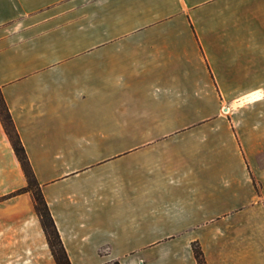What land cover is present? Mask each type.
I'll list each match as a JSON object with an SVG mask.
<instances>
[{
	"label": "crops",
	"instance_id": "obj_1",
	"mask_svg": "<svg viewBox=\"0 0 264 264\" xmlns=\"http://www.w3.org/2000/svg\"><path fill=\"white\" fill-rule=\"evenodd\" d=\"M0 88L71 264H264V0H0ZM26 185L0 121V264H57Z\"/></svg>",
	"mask_w": 264,
	"mask_h": 264
},
{
	"label": "trees",
	"instance_id": "obj_2",
	"mask_svg": "<svg viewBox=\"0 0 264 264\" xmlns=\"http://www.w3.org/2000/svg\"><path fill=\"white\" fill-rule=\"evenodd\" d=\"M0 121L4 127V130L11 142L13 150L21 163L23 172L26 176L27 185L21 188L17 193L28 192L30 193L36 214L39 217L42 229L45 233L48 245L51 253L57 264H71L63 243L61 241L59 232L56 228L54 220L51 216L48 205L44 199L41 187L36 179L34 171L31 167L29 159L27 157L25 148L20 140L18 132L13 123L11 114L4 100L1 88H0ZM14 195V194H13ZM192 249L198 264H206L203 252L201 248L193 243Z\"/></svg>",
	"mask_w": 264,
	"mask_h": 264
},
{
	"label": "rangeland",
	"instance_id": "obj_3",
	"mask_svg": "<svg viewBox=\"0 0 264 264\" xmlns=\"http://www.w3.org/2000/svg\"><path fill=\"white\" fill-rule=\"evenodd\" d=\"M193 243L197 244V245L200 247V244H199L198 242H192V245H193ZM200 248H201V247H200Z\"/></svg>",
	"mask_w": 264,
	"mask_h": 264
}]
</instances>
